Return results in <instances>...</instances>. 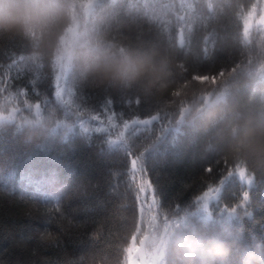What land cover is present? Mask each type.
<instances>
[{
  "label": "trees",
  "instance_id": "obj_1",
  "mask_svg": "<svg viewBox=\"0 0 264 264\" xmlns=\"http://www.w3.org/2000/svg\"><path fill=\"white\" fill-rule=\"evenodd\" d=\"M182 1L97 0L80 30L150 60L149 70L130 84L104 86L82 82L78 69L71 73L72 94L64 93L71 101L69 130L61 126L33 140L14 123L0 125V264H117L138 223L141 195L158 200L153 212L170 219L203 211L196 199L209 188H220L209 202L210 217L226 215L242 246L264 242V165L240 159L254 178L246 183L215 130L204 131L190 115L218 82L229 112L264 122V30L244 37L258 0ZM21 54L39 56L42 66L13 64ZM194 75L210 80L200 83ZM54 80L52 58L38 40L0 33V94L17 93L22 116L38 117L37 104L41 113L65 114ZM146 119V126L124 128ZM121 133L124 139L111 142ZM142 153L144 168L134 169L132 160ZM233 207L238 213L228 216Z\"/></svg>",
  "mask_w": 264,
  "mask_h": 264
},
{
  "label": "clouds",
  "instance_id": "obj_2",
  "mask_svg": "<svg viewBox=\"0 0 264 264\" xmlns=\"http://www.w3.org/2000/svg\"><path fill=\"white\" fill-rule=\"evenodd\" d=\"M91 0H0V33H17L38 40L52 62L69 74L79 70L82 82L91 86L130 84L145 75L151 63L88 30L69 31L78 15H91ZM200 83L207 75L193 78ZM217 91L206 104L190 112L204 131L215 130L222 152L235 159L264 165V122H257L224 105L228 94L218 82ZM8 95V94H7ZM0 96H6L0 94ZM59 103V102H58ZM16 95L0 100V125L14 123L31 139L59 127L69 130L71 120L59 109L38 117L21 115ZM209 219H211L209 217ZM138 240V244H137ZM117 264H264V242L248 248L230 230L213 223L163 224L141 229L134 224L119 250Z\"/></svg>",
  "mask_w": 264,
  "mask_h": 264
},
{
  "label": "snow or ice",
  "instance_id": "obj_3",
  "mask_svg": "<svg viewBox=\"0 0 264 264\" xmlns=\"http://www.w3.org/2000/svg\"><path fill=\"white\" fill-rule=\"evenodd\" d=\"M96 3H97V0H91V3L89 5H87V6L88 7H94V6H96ZM76 28H78V25H75L73 28H70L69 31H74V30H76ZM179 42L181 44H183V42H184V36H183V32L182 31H181ZM40 59L41 58L39 56H36V55L27 56V55L21 54L13 61V64L23 65L28 60H32V61H35L37 64L42 66V63H40ZM52 69H53L54 76H55V80H54L55 99L65 106V109L67 110L65 112V115H67L68 111L70 110L69 109V105L71 104V101H65L64 100V93L67 90L70 95L72 94L71 88L73 86H72V84L69 83V80H70L71 77H70V74L67 72V70L62 69V68L59 67V58H57L55 63L52 62ZM220 75H223V71H221ZM197 76H199V75H194L193 78H195ZM209 80H210V77H209ZM211 81L215 82L216 81V77L215 76L211 77ZM108 103L111 104V101H109ZM136 103L137 104L140 103V98L139 97L136 98ZM47 104H48V101L46 100L45 104H44V107ZM41 110H42L41 106L39 104H37L36 105V114L40 115L41 114ZM156 118H157L156 116H153L151 118V120H155ZM109 119H111V117ZM151 120H147V119L143 120V121H141V120H133L130 123L126 122L124 124V128L125 129H128L130 127L134 128L135 126H137V125H139L141 123H143L146 126L149 123H151ZM178 121H176V122H178ZM122 139H124L123 133H121V136L117 139V141H111V142H113V143L119 142ZM125 146H127V145H125ZM146 150L147 149H145V151ZM127 154H130V147L129 146H127ZM142 155H143V153L141 154V157L139 159H133L132 160V166H133L134 169L138 166V164H139V166L141 168H144L143 165H142V162H141ZM237 160H238L239 163H238L237 168L235 170V174H237L242 180H244L246 183H248L250 185L253 182V180H254L253 176L248 174L246 169L242 166L243 165V161H241L240 159H237ZM206 171L207 172H211L212 171L211 166H209L206 169ZM233 174L234 173L230 170L228 172L227 177L231 176ZM227 177H224V178L221 179V184H223L224 179L227 178ZM147 187L151 188L152 185L149 183L147 185ZM219 192H220V188H209L207 191H205L201 196H199L196 199L198 204H199V207L205 213H207L209 216L212 215V213L209 211V202L211 200H214L217 197ZM248 202H249V194H248V192H244L243 193V203L246 205V204H248ZM158 203H159V201L154 198L153 199V206L157 205ZM143 212H144V210H143V208H141L142 215H143ZM225 213L228 216H232L234 214H237L238 212H237V209L235 207H233L231 209H226ZM148 214H149L148 224L150 226H155L157 224H161V223L158 222V217L152 211L151 206H150ZM179 223H180V219L173 218V219L170 220L167 216H165L163 221H162V224H163V226L165 228H169V227H171L173 225H178Z\"/></svg>",
  "mask_w": 264,
  "mask_h": 264
},
{
  "label": "rangeland",
  "instance_id": "obj_4",
  "mask_svg": "<svg viewBox=\"0 0 264 264\" xmlns=\"http://www.w3.org/2000/svg\"><path fill=\"white\" fill-rule=\"evenodd\" d=\"M182 2L187 3L188 1L183 0ZM86 18H88V16L85 17L83 14L78 15L75 22L73 21L74 23L71 24L69 28H73L75 25H78L80 29L86 24L85 23ZM251 30L257 31V32L259 30L261 32L262 30H264V0H258V2L256 1L255 6L252 7L250 9V12L247 14V17L244 23L245 39H249V37H251ZM260 31L258 32L259 34H261ZM251 42L253 43L254 40H251ZM3 95H6V96H0V100L11 99L15 95L17 97V101L21 100V98L17 95V93L10 92V93H6ZM28 108L29 107L26 108V112ZM141 197H142V200H141L140 206L141 208H143L144 212L142 215L141 211L139 210L140 214H139V219H138L137 224L141 227V229H147V227L149 226L148 224L149 214L148 213H149L150 206L151 208H153V197L146 198L144 195H141ZM209 217L210 216L207 213L200 210V211H191L189 213L187 212L185 214L177 215V216L170 218V220L173 218H178L180 219V221H183L184 223L190 226L191 225H202L204 223H213L220 230H223V229L230 230L239 239L238 230L234 228L233 224L229 221L226 215L216 214L214 217H210L211 219H209ZM162 221H163V218L159 217L158 222L162 223ZM137 244H138V240H137ZM256 244L257 242L254 243V247Z\"/></svg>",
  "mask_w": 264,
  "mask_h": 264
},
{
  "label": "bare ground",
  "instance_id": "obj_5",
  "mask_svg": "<svg viewBox=\"0 0 264 264\" xmlns=\"http://www.w3.org/2000/svg\"><path fill=\"white\" fill-rule=\"evenodd\" d=\"M180 35H181V32H179V34H178V41H179V39H180ZM183 44H181V46H182ZM180 46V47H181Z\"/></svg>",
  "mask_w": 264,
  "mask_h": 264
},
{
  "label": "water",
  "instance_id": "obj_6",
  "mask_svg": "<svg viewBox=\"0 0 264 264\" xmlns=\"http://www.w3.org/2000/svg\"><path fill=\"white\" fill-rule=\"evenodd\" d=\"M178 44H179V46H181V43L180 42H178Z\"/></svg>",
  "mask_w": 264,
  "mask_h": 264
}]
</instances>
